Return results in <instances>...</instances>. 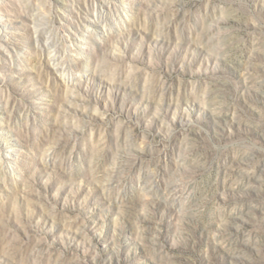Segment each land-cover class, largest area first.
Here are the masks:
<instances>
[{
    "label": "rangeland",
    "instance_id": "374dc122",
    "mask_svg": "<svg viewBox=\"0 0 264 264\" xmlns=\"http://www.w3.org/2000/svg\"><path fill=\"white\" fill-rule=\"evenodd\" d=\"M0 264H264V0H0Z\"/></svg>",
    "mask_w": 264,
    "mask_h": 264
},
{
    "label": "bare ground",
    "instance_id": "6f19581e",
    "mask_svg": "<svg viewBox=\"0 0 264 264\" xmlns=\"http://www.w3.org/2000/svg\"><path fill=\"white\" fill-rule=\"evenodd\" d=\"M40 17H41V16L38 15V16L36 17L35 21H33L32 19H31V20H32L33 22H35V23H38L37 19L40 18ZM43 19L47 20V22L49 21L48 17L43 16ZM91 21H94V20H91ZM47 22H46V23H47ZM94 22L96 23V21H94ZM46 23H44V24H46ZM40 33H41V34H40V40H44L45 37H44V34H43V30H41ZM46 48H47V47H46L45 43H43L42 46H40V49H41L42 52H46ZM86 69H88V67H87ZM77 80H79V77H77ZM68 85H70V82L68 83Z\"/></svg>",
    "mask_w": 264,
    "mask_h": 264
}]
</instances>
